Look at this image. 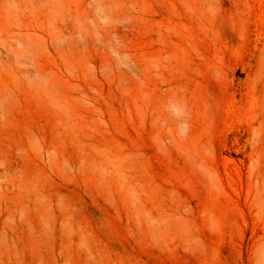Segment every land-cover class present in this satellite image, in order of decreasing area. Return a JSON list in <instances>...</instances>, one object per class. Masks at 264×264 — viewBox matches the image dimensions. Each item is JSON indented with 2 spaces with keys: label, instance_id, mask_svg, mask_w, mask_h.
<instances>
[{
  "label": "rangeland",
  "instance_id": "rangeland-1",
  "mask_svg": "<svg viewBox=\"0 0 264 264\" xmlns=\"http://www.w3.org/2000/svg\"><path fill=\"white\" fill-rule=\"evenodd\" d=\"M0 264H264V0H0Z\"/></svg>",
  "mask_w": 264,
  "mask_h": 264
}]
</instances>
